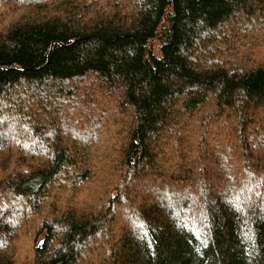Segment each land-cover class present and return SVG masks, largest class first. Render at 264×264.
Returning <instances> with one entry per match:
<instances>
[{
	"label": "trees",
	"instance_id": "16d2710c",
	"mask_svg": "<svg viewBox=\"0 0 264 264\" xmlns=\"http://www.w3.org/2000/svg\"><path fill=\"white\" fill-rule=\"evenodd\" d=\"M57 1L4 8L18 15L0 26V247L36 214L44 237L25 264H264V65L220 48L244 34L264 50V0H128L126 11L119 0ZM90 75L132 110L121 190L134 192H83L44 212L62 174L75 172L61 188L72 192L99 173L78 164L59 124L72 82ZM165 188L174 205L153 197ZM129 197L138 213L114 232Z\"/></svg>",
	"mask_w": 264,
	"mask_h": 264
},
{
	"label": "rangeland",
	"instance_id": "374dc122",
	"mask_svg": "<svg viewBox=\"0 0 264 264\" xmlns=\"http://www.w3.org/2000/svg\"><path fill=\"white\" fill-rule=\"evenodd\" d=\"M83 1L85 3L89 2L90 0ZM119 1L124 5L125 11L129 5H132L129 4L130 1L128 0ZM65 3L66 0H60L54 4L63 5ZM24 4H26V2L19 3V0H0V26L3 24V18L8 21H12L15 19L14 16L18 15V13H16L14 16L12 12L8 13L5 11V7H19L21 5L24 8H28ZM231 27L232 26H227L226 32H229ZM238 41L241 42L238 43ZM218 46H220V44ZM233 46H236V48H238L237 50L244 53V55L248 57L250 56L254 64L264 65V50L257 47L256 44L248 39L244 34H239L236 37L230 38L228 41H226L225 46H222L221 44L220 48L221 50H230V48ZM222 55L223 53L215 54L217 59H220ZM236 58L237 57H234V60ZM72 84L73 86L70 90H73L76 94L72 95V101L63 103L65 105L59 113V124L64 130L60 131V134H62L64 138L65 136L67 138V144L64 142L63 144L71 150V154L73 152L77 155V158L81 161L78 162V164L83 167L90 166L93 170L99 171V173L98 175L90 176L91 179L95 180L92 182V187L89 191L83 187L81 189L73 190L72 192L70 189L61 191V188H63L65 185L67 187L70 186V181L72 180L75 172L67 171L66 176L62 174L58 179L59 181L57 182L58 189L51 188L49 191V199L47 202H45L42 209L44 212L52 209L57 210L56 207L68 208L70 205L75 203L74 200L77 198L84 200L86 196L85 194H81L83 192L90 195L101 194L103 195L101 198L105 200H107L108 196L110 197V193L108 191H111V194H114L115 192L120 194L122 192L121 196L125 190H128V192L131 194L134 192V189L130 187H127L126 189L123 187L124 190H121L123 181L121 148L123 144L128 142L131 127L134 125V119L131 115L132 110H130V108H127L126 110L122 107V105L120 106L121 92L113 91L110 88L107 89L106 84L99 82L97 77L95 78L94 76L90 75L89 77H85L84 80L74 81ZM53 101L59 102L56 99ZM38 109L35 107L37 113H40ZM18 119L19 117H17V121ZM208 120H210V118ZM211 120L214 121H209V131H213L216 128L215 117L211 118ZM199 123L201 124V119ZM73 127L81 129L77 132V139L72 138L71 129ZM17 128H19V125ZM222 131L224 134H228L225 129L221 130V132ZM14 132L15 128L13 130V133ZM187 137L189 139L186 138L187 145L185 150L191 151L190 154L192 155L193 149H191L190 146L193 148L195 144L197 145L199 138H194L192 134L187 135ZM18 144L19 142L15 145V147L7 146L4 151L5 154L10 152V150L13 154H17V152L20 150L17 148ZM42 148L43 147H41L39 151L34 150L37 153L36 155L39 156L37 157L39 162H42L41 160L45 161L46 159V153L44 150L45 148ZM83 154L86 155L85 158L80 157ZM12 162L17 161L12 159L11 163ZM102 167H105L106 169L104 170ZM14 168V171H21L20 167L19 169L16 168V165ZM175 168L177 167L175 166ZM23 169L24 168H22V170ZM107 182H109L110 185L105 187ZM167 189L168 188L154 191L153 197L156 196L155 200H157V202H159L161 205L169 204V206H171L175 204L172 203L173 200L171 199L173 194L171 195ZM92 198L94 199L95 197L93 196ZM125 201H123L125 204L123 211L119 209L118 212H120V215L116 219L111 220V225L114 226V232H118L121 226L124 224H130V222L127 220V216H134V212L135 214L138 213V201H136L135 198L129 197ZM76 202L79 203V201ZM42 216L45 217L44 214H42ZM36 218V214H33L26 219L22 217L23 221L18 224L19 228L17 229L15 238L12 240L9 248L6 250V246L0 247V253L7 254L8 256L12 257L13 264H25L26 262L30 261L32 259L31 254L33 249L37 244L42 242L44 235H38L36 233L37 231L34 230L35 225L33 222ZM88 249L89 247H86V251Z\"/></svg>",
	"mask_w": 264,
	"mask_h": 264
}]
</instances>
